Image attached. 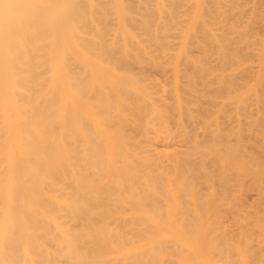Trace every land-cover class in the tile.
<instances>
[{"label": "bare ground", "instance_id": "obj_1", "mask_svg": "<svg viewBox=\"0 0 264 264\" xmlns=\"http://www.w3.org/2000/svg\"><path fill=\"white\" fill-rule=\"evenodd\" d=\"M0 264H264V0H0Z\"/></svg>", "mask_w": 264, "mask_h": 264}]
</instances>
